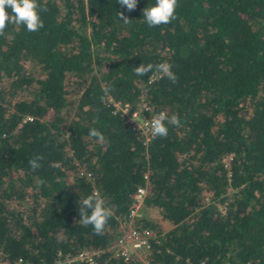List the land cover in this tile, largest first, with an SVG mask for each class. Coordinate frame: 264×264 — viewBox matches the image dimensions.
<instances>
[{
	"label": "trees",
	"instance_id": "1",
	"mask_svg": "<svg viewBox=\"0 0 264 264\" xmlns=\"http://www.w3.org/2000/svg\"><path fill=\"white\" fill-rule=\"evenodd\" d=\"M38 2L42 28L9 24L0 36V264H90L64 260L81 248L99 264H264V0H177L175 19L156 27L142 16L155 0L133 11ZM163 61L176 83L135 75ZM113 101L145 102L144 114H177L180 126L144 141ZM145 182L135 225L154 234L146 263L111 248ZM93 192L112 213L102 234L80 222Z\"/></svg>",
	"mask_w": 264,
	"mask_h": 264
},
{
	"label": "clouds",
	"instance_id": "2",
	"mask_svg": "<svg viewBox=\"0 0 264 264\" xmlns=\"http://www.w3.org/2000/svg\"><path fill=\"white\" fill-rule=\"evenodd\" d=\"M122 6L126 7L128 11L135 10L137 0H117ZM177 7V0H155L151 6H146L142 11V16L149 27H156L161 24H168L175 19V10ZM6 9H11L9 14ZM46 4H41L38 0H0V36L5 35V28L9 25H25L29 32H36L42 28L43 21L40 17L41 11H47ZM119 19L124 21L125 24L129 23L130 19L119 12ZM135 75L145 76L149 73L161 74L159 78H167L172 83L178 81V77L172 71V66L167 61L157 64H144L141 63L134 69ZM155 78L149 77V83H154ZM104 95L107 96L110 89L105 87L102 89ZM104 100V96L101 97ZM127 113V112H126ZM171 124L175 127L180 126V119L177 114L169 116L165 111H160L157 115L151 117L148 124V132L152 138L167 137L168 127ZM88 135L96 138L98 141L103 142L105 137L102 132L96 128H91ZM42 156L35 159H29L30 167L35 170L42 160ZM43 183V181H41ZM79 216L80 222L83 226L91 225L96 234H102L108 218L112 215L111 210L106 207L105 199L99 192H93L79 202Z\"/></svg>",
	"mask_w": 264,
	"mask_h": 264
},
{
	"label": "built area",
	"instance_id": "3",
	"mask_svg": "<svg viewBox=\"0 0 264 264\" xmlns=\"http://www.w3.org/2000/svg\"><path fill=\"white\" fill-rule=\"evenodd\" d=\"M115 108L119 109L125 114L126 121L131 125L132 128L139 131V134L143 136V140L147 141L151 135L148 132V124L151 117L157 115L160 111L152 112L150 114H144V111L148 109V105L145 102H141L136 108L129 109L128 105H120L118 101H113ZM127 112V113H126ZM30 116H25L24 119H30ZM223 165L228 164V155L222 158ZM89 178V173L85 172L83 169L79 171ZM145 176V174H144ZM149 185L145 182L143 185L136 186L132 193L131 201L129 205V210L123 229L120 235L111 245L112 251L115 255H121L123 258H127L129 255H135L138 259L146 261L140 254L144 249L148 247L149 239L154 236L153 231L148 228H138L135 225V217L137 211L142 204V199L144 195L148 192ZM2 253L0 252V262ZM65 261L79 260L86 261L90 264H99L94 258V251L81 248L78 251L64 256ZM9 264H32L29 261L17 257L9 262Z\"/></svg>",
	"mask_w": 264,
	"mask_h": 264
},
{
	"label": "rangeland",
	"instance_id": "4",
	"mask_svg": "<svg viewBox=\"0 0 264 264\" xmlns=\"http://www.w3.org/2000/svg\"><path fill=\"white\" fill-rule=\"evenodd\" d=\"M69 79H71V78H69ZM67 89L70 91L69 94H72V92H73V85L67 83ZM145 213H146L147 217H149L150 219H153L155 221L159 220V216H158V214H157V212H156L155 209H153V208H146ZM158 223H159V225L162 228H166L168 226L167 224H164V222L163 221H160V220H159Z\"/></svg>",
	"mask_w": 264,
	"mask_h": 264
}]
</instances>
